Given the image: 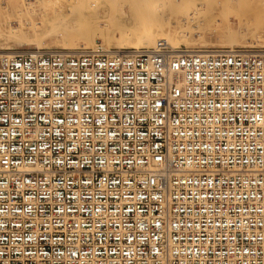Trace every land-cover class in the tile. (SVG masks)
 I'll use <instances>...</instances> for the list:
<instances>
[{
	"label": "built area",
	"instance_id": "1",
	"mask_svg": "<svg viewBox=\"0 0 264 264\" xmlns=\"http://www.w3.org/2000/svg\"><path fill=\"white\" fill-rule=\"evenodd\" d=\"M0 264H264V52L0 55Z\"/></svg>",
	"mask_w": 264,
	"mask_h": 264
},
{
	"label": "bare ground",
	"instance_id": "2",
	"mask_svg": "<svg viewBox=\"0 0 264 264\" xmlns=\"http://www.w3.org/2000/svg\"><path fill=\"white\" fill-rule=\"evenodd\" d=\"M2 2L1 56L13 55V47L20 42H32L37 50L45 48L46 40L61 45L74 41L77 46L84 42V48L107 57L148 52L158 41L165 42L175 56L236 51L207 49L209 34L231 47L242 48L247 38L264 46V9L260 8L264 0H225L216 5L204 0H72L67 6L51 0H4V6ZM233 21L237 31L231 29ZM95 37L102 38L101 46L95 44ZM195 40L198 46L189 48Z\"/></svg>",
	"mask_w": 264,
	"mask_h": 264
},
{
	"label": "rangeland",
	"instance_id": "3",
	"mask_svg": "<svg viewBox=\"0 0 264 264\" xmlns=\"http://www.w3.org/2000/svg\"><path fill=\"white\" fill-rule=\"evenodd\" d=\"M51 1L54 2L55 4H60L62 6H67L69 4V2L72 1V0H51ZM224 1L225 0H211V1L210 0H206V1L204 0L205 4H208V5H216V4H218L220 2H224ZM1 4H2V6L5 5L4 4V0H3V2ZM100 4H101L102 8H104V9L107 8L105 5H103V4H105L104 2H100ZM260 8L264 9V6H260ZM37 17H39V15H37ZM236 26H237L236 22L233 21L232 25H231V29L233 28L232 29L233 31H237L238 27H236ZM208 39H209V46H207V49H210V50H214V49H231V48L234 49L235 48V50H244L245 49V50H249V51H257V50L260 49V50L264 51V46L261 47L262 42H258L256 44H251V41L249 40V38L245 39V44L242 45V48L240 46H235V45L231 47V46L228 45L227 41L216 42V40L214 39V36L210 35V34L208 35ZM100 40H102V38H100V37L96 38L95 37V39H94L95 44L98 45V46H101L102 41H100ZM194 42L195 43L193 45L192 44L189 45V48H192L194 46L195 47L198 46V43L196 42V40ZM81 44H82V46L81 45L77 46V44L74 41H72L71 45H61L58 41L52 43L51 40H46L45 44H44L45 48L38 49V50H47V51L60 50V51H66V52L93 51L91 48H84L85 47L84 46L85 45L84 42H82ZM34 50H37V48L32 42H28V43L20 42L19 44H17V46L13 47V50L11 52L16 53V52L34 51ZM111 51L114 52L115 49L112 48ZM139 51H141V50H139ZM100 53L102 54V52H100ZM121 55H123V54H121Z\"/></svg>",
	"mask_w": 264,
	"mask_h": 264
}]
</instances>
